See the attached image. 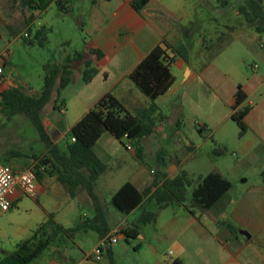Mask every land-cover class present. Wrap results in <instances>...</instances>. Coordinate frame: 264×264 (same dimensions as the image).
Segmentation results:
<instances>
[{
	"label": "crops",
	"instance_id": "obj_1",
	"mask_svg": "<svg viewBox=\"0 0 264 264\" xmlns=\"http://www.w3.org/2000/svg\"><path fill=\"white\" fill-rule=\"evenodd\" d=\"M130 1L94 0L92 2L91 0L93 12L90 19L96 27L94 41L107 56L105 64L114 59L119 61V54L128 45L132 48L134 61L120 78L127 77L128 72L152 47L165 40L163 22L156 16V10L151 6L153 0H149L142 14L132 8ZM35 11L29 10L23 21L26 23L29 20L31 23L33 19L31 20L29 15L34 14ZM236 13L238 14L237 10ZM28 24L26 23V25ZM232 27L234 30L235 27ZM259 47L251 48L258 61L251 65L252 76L246 77L243 81H239L217 68L211 70L213 67L211 62L199 66L197 69L186 65V70L189 69L187 77L199 78L206 86L198 93L203 105L208 102L213 108L214 115L221 116L220 120L215 121L208 117L209 120L204 121L203 127L198 126V132L201 134L208 131L210 137L215 136L213 141L221 146H227L225 133L228 128L231 129V126H227L226 121L232 120L231 114L235 111L233 105L237 85L240 84L246 93L243 105L249 107V111L244 117L247 131L241 137L236 138V145L232 151L238 156L233 171L241 175L237 186L231 181L230 189L208 209L194 206L192 207L193 213L177 205L161 209L156 221L140 225L138 233L128 242L124 240L123 235L117 243L103 246L99 259H94L93 254L95 249L102 244V239L96 231L88 229L77 231L73 237L65 241L59 240L50 244L32 263L171 264L177 260L181 264H264V182L261 176L253 182H249L245 177L242 178L244 169L240 167L244 159L260 158L262 163L258 174L260 175L261 171H264V93H260V88L264 84V46L259 45ZM167 53L169 56H173L170 50H167ZM180 63L183 65L182 62ZM9 88H19L26 95H38L42 91V87L39 90L30 86L22 88L18 78L12 76L11 72L5 73L3 70V73L0 74V91ZM256 92L258 99L252 101ZM99 97L87 106V111ZM63 104L59 112L65 114ZM219 104L222 106L220 107ZM51 109H53V105L48 111ZM83 114L81 113L76 121ZM23 117L26 116L16 114L7 119L0 115V124L15 123V120L24 123ZM42 118L46 130L58 148L61 151L65 150L68 141L67 132L76 121L68 123L64 129V127L60 128V118L55 119L54 123L45 120L43 115ZM170 125L175 126V132L179 136L182 135L181 121L176 119L170 122ZM236 130L235 127L232 128V133L235 134ZM104 133L93 146L95 154L106 166L96 179L94 189L105 206L107 223L110 233H112L114 230L131 226L145 203H141L129 213L124 214L111 204L113 193L125 181L131 182L137 189L142 190L151 183L153 179L151 173L158 170L159 165L156 158L157 164L154 168L148 169L144 163V155L147 151L146 137L141 141L142 159L136 158L134 164H129L118 157L115 148L118 140L112 134L108 133L109 136H107ZM154 134L153 130L151 135ZM98 144H101L103 149L96 150ZM202 144L203 142H200L196 147H200ZM193 147L191 143L188 145L189 154H192ZM5 153L9 157V164L5 165L14 171L34 167L36 163L32 155L28 159L20 160L16 157V152L6 151ZM44 153H46L45 146L40 151V155ZM166 159L165 171L169 177H172L180 170V167L174 162L173 157L166 154ZM121 171H128L127 177L123 181H118ZM217 172L222 175L220 171ZM36 187L37 195L34 198H39L41 207L39 223L52 213L53 219L57 223L65 227H72L82 219L90 218L94 214V207L87 192L84 189H78L74 197L69 196L63 185L56 180L54 172L44 173ZM45 195H48V198L43 199ZM22 196L23 194L18 192L12 205ZM190 197H188L187 191V202L190 201ZM150 203L144 204L147 209ZM81 205L84 206V209H81ZM108 247L111 256L108 255Z\"/></svg>",
	"mask_w": 264,
	"mask_h": 264
},
{
	"label": "rangeland",
	"instance_id": "obj_2",
	"mask_svg": "<svg viewBox=\"0 0 264 264\" xmlns=\"http://www.w3.org/2000/svg\"><path fill=\"white\" fill-rule=\"evenodd\" d=\"M242 2L243 0H153L151 6L163 22L165 41L185 58L184 60L179 55L174 57L170 65L173 82L169 90L152 101L128 77L120 78L134 61L132 48L128 45L119 54V61L114 59L105 64L90 82L82 80L83 64H73L70 82L59 94L56 90L53 91L42 112L43 117L51 123L60 118V128L66 129L68 123H74L81 113L87 111V106L105 92L116 96L133 115L149 111L154 103L155 134L146 136L145 140L147 151L144 163L147 168H154L157 164L156 154L166 151L180 170H185L190 175L192 184L188 188V197L191 196L200 173L205 175L220 171L237 186L241 175L233 171L238 156L232 151L236 138L242 135H239V128L233 120L226 121V125L231 126L225 133L227 146L223 153L216 154L214 149L223 146L213 141L215 136L210 137L208 131L199 134L198 126L203 127L204 121L209 120L208 117L215 121L220 120L221 116L214 115L208 102L203 105L198 93L206 86L199 78L187 77L189 69L186 70V65L197 69L211 62V70L217 68L225 71L239 81L252 76L251 65L258 60L251 48H260V43L264 46V31L255 29L260 22L247 24L236 13ZM91 4V0H71L69 9L63 12L52 3L45 11L36 10L29 15L33 21L26 25L23 19L26 18L28 9L21 7L16 0H0V50L8 49L10 52L4 66L5 73L11 72L12 76L18 78L22 88L30 86L41 89L45 63L62 64L74 52H86L87 42L94 41L96 27L90 19L93 12ZM228 26H234L235 29L231 30ZM28 27L31 29L30 39H33L38 28L46 29L42 44L36 41L33 44L27 43L23 33L28 31ZM260 93H264V84ZM257 94H254L252 101H257ZM211 97L213 98L212 94ZM55 100L63 101L65 114L58 109L48 111ZM23 119L24 123L15 120V123L0 124V162L4 164H9L6 151L16 152L18 159L25 160L33 154L40 155L44 146L31 122L26 117ZM176 119L182 123L181 136L175 132V126L170 125ZM234 127L237 129L235 134L232 133ZM104 134L109 136L108 133ZM200 142L203 144L196 147ZM190 143L194 146L192 154H189ZM115 148L120 160L129 164L136 162L135 150H127L118 141ZM99 149H103L101 144L96 147V150ZM261 163L260 158L244 159L240 166L244 169L242 178H247L249 182L260 178L258 171ZM127 173L128 171H121L118 181L126 179ZM47 196H43V199L48 198ZM81 209H84L83 205ZM148 209H155L154 202L149 204ZM40 213L39 198L23 195L7 212L0 215V257L13 251L19 241L31 235L40 221Z\"/></svg>",
	"mask_w": 264,
	"mask_h": 264
},
{
	"label": "trees",
	"instance_id": "obj_3",
	"mask_svg": "<svg viewBox=\"0 0 264 264\" xmlns=\"http://www.w3.org/2000/svg\"><path fill=\"white\" fill-rule=\"evenodd\" d=\"M94 0H92L93 2ZM23 8L30 11H45L54 3L60 11L69 9L71 0H16ZM149 0H131L130 5L139 14ZM238 14L247 24H256L257 31H264V0H243L237 8ZM29 23V20L26 22ZM29 25V24H28ZM231 30L232 26H228ZM27 43L35 41L42 44L45 39L46 29L38 28L33 39H30L31 29L27 28ZM221 49L223 46L220 47ZM167 50L173 53L169 56ZM179 55L175 49L163 40L156 44L150 51L128 72L127 77L134 83L138 90L154 101L164 95L170 88L173 77L170 65L173 57ZM107 56L104 51L90 40L87 42V51H76L67 57L62 64L47 62L43 65L42 91L38 95H26L19 88H9L0 91V115L11 118L16 114L25 115L36 129L42 140L46 153L32 155L36 163L34 165L36 181L39 182L42 175L54 172L56 180L63 185L69 196L74 197L78 189H84L91 199L94 214L90 218L82 219L72 227H65L53 219V214L38 223L31 235L19 241L14 250L4 253L0 257V264H30L34 259L52 243L65 241L79 230H94L102 240H108L110 229L107 223L106 210L103 202L95 192L94 186L98 176L105 170V164L97 157L93 150L96 141L104 132L112 134L124 145L123 136L133 143L135 155L142 159L141 141L150 135L154 127L153 113L156 106L153 103L149 111L133 115L125 105L112 93L105 92L68 130L66 149L61 151L54 142L43 123L42 110L48 103L54 90L59 94L60 90L70 82L72 65L82 63L84 66L82 80L90 82L106 63ZM246 93L240 84L234 92L235 111L231 119L239 128V135L247 131L244 121L249 107L243 105ZM63 101L55 100L53 109L60 111ZM141 114V116L139 115ZM75 140L71 141L70 138ZM225 151V147L215 148L216 154ZM159 169L153 172L151 183L142 190L137 189L131 182L125 181L111 196V204L120 212L127 214L143 202H154L155 209H147L143 204L136 221L128 227L121 229L124 240L129 241L137 233L140 225L156 221L158 212L168 206H182L186 211L193 213L192 207L201 209L212 207L231 187V182L218 172H209L199 175L196 185L191 190L190 201L187 202L186 194L192 181L185 170H179L174 176L169 177L165 171L167 166L166 151L156 154ZM43 166V169L40 167ZM260 176L264 182V171ZM101 249V246H99ZM108 255L111 256L109 247ZM113 264V262H111ZM171 264H181L174 260Z\"/></svg>",
	"mask_w": 264,
	"mask_h": 264
},
{
	"label": "built area",
	"instance_id": "obj_4",
	"mask_svg": "<svg viewBox=\"0 0 264 264\" xmlns=\"http://www.w3.org/2000/svg\"><path fill=\"white\" fill-rule=\"evenodd\" d=\"M27 36V32L23 33ZM263 46V43L260 44ZM10 52L8 49L0 50V74L3 73L4 66L7 63ZM74 141L75 138H70ZM124 147L129 151H134L131 141L127 138V134L123 136ZM43 169V166L40 167ZM36 173L34 167H28L21 170L14 171L9 166L0 162V215L7 212L14 199H16L17 193H21L28 197H36ZM121 230H114L110 233L108 240H102L101 249L99 246L95 249L93 257L99 259L103 246H110L118 242L119 238L123 236Z\"/></svg>",
	"mask_w": 264,
	"mask_h": 264
}]
</instances>
